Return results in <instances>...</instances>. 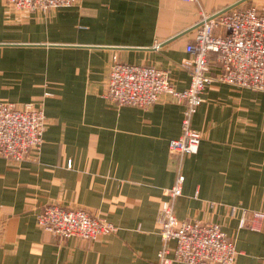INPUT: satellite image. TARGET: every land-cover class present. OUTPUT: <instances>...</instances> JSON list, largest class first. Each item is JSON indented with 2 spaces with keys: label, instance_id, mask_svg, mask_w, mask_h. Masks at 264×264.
I'll return each instance as SVG.
<instances>
[{
  "label": "crops",
  "instance_id": "0c3cea01",
  "mask_svg": "<svg viewBox=\"0 0 264 264\" xmlns=\"http://www.w3.org/2000/svg\"><path fill=\"white\" fill-rule=\"evenodd\" d=\"M238 1L77 0L15 12L0 0V102L32 104L45 119L38 155L0 157V264H157L160 208L179 162L168 144L181 134L183 108L168 95L148 109L113 105L105 97L113 58L166 71L183 92L190 77L181 63L201 11ZM242 5L264 11V0ZM192 128L201 142L180 161L176 218L218 224L235 264H264V220L251 215L264 213V92L212 80ZM52 205L84 209L117 231L58 239L36 224Z\"/></svg>",
  "mask_w": 264,
  "mask_h": 264
},
{
  "label": "built area",
  "instance_id": "2783aa9c",
  "mask_svg": "<svg viewBox=\"0 0 264 264\" xmlns=\"http://www.w3.org/2000/svg\"><path fill=\"white\" fill-rule=\"evenodd\" d=\"M184 1L199 5V0ZM4 3L15 12H46L73 7L77 0H4ZM242 4L212 15L201 11L195 37L185 47L188 58L181 63L190 77L189 87L183 92L173 89L166 71L125 64L113 58L105 94L113 105L148 109L160 97L168 95L183 108L181 134L168 144L179 162L175 181L166 191L168 199L160 208L162 247L157 253V264H235L234 243L221 227L199 220L179 221L174 200L181 196L184 183L181 158L196 154L201 142L200 133L192 128V118L203 103L206 86L216 80L240 89L264 92V11ZM44 127L41 108L29 103L17 106L0 102V157L21 163L33 154L38 155ZM67 166L71 167V161ZM251 215L254 221L264 220L262 212ZM36 224L61 240L93 241L117 231L114 225L84 209L56 205L39 212ZM245 224L242 218L240 227ZM169 242L174 243L173 248L168 247Z\"/></svg>",
  "mask_w": 264,
  "mask_h": 264
},
{
  "label": "water",
  "instance_id": "95a60500",
  "mask_svg": "<svg viewBox=\"0 0 264 264\" xmlns=\"http://www.w3.org/2000/svg\"><path fill=\"white\" fill-rule=\"evenodd\" d=\"M246 1H247V0H239V1H238V2H236L235 4H233V5L229 6V7H227L226 9H224V10L220 11L219 13H221V12H225V11H227V10H229V9L233 8V7H236V6H238V5L242 4V3L246 2ZM196 26H197V24H196V25H194V26L192 27V29H191V30H194V29L196 28Z\"/></svg>",
  "mask_w": 264,
  "mask_h": 264
},
{
  "label": "rangeland",
  "instance_id": "374dc122",
  "mask_svg": "<svg viewBox=\"0 0 264 264\" xmlns=\"http://www.w3.org/2000/svg\"><path fill=\"white\" fill-rule=\"evenodd\" d=\"M247 6H249V5H247Z\"/></svg>",
  "mask_w": 264,
  "mask_h": 264
}]
</instances>
